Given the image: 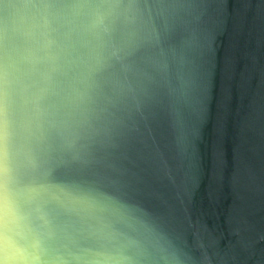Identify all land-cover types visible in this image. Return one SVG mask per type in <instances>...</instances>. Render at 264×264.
Listing matches in <instances>:
<instances>
[{
  "label": "water",
  "instance_id": "obj_1",
  "mask_svg": "<svg viewBox=\"0 0 264 264\" xmlns=\"http://www.w3.org/2000/svg\"><path fill=\"white\" fill-rule=\"evenodd\" d=\"M0 264H264V0H0Z\"/></svg>",
  "mask_w": 264,
  "mask_h": 264
}]
</instances>
